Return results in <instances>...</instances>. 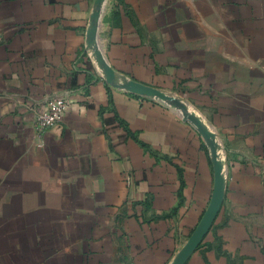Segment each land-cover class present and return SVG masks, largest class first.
I'll return each instance as SVG.
<instances>
[{
    "label": "crops",
    "instance_id": "1",
    "mask_svg": "<svg viewBox=\"0 0 264 264\" xmlns=\"http://www.w3.org/2000/svg\"><path fill=\"white\" fill-rule=\"evenodd\" d=\"M98 1L0 0V264H264V0Z\"/></svg>",
    "mask_w": 264,
    "mask_h": 264
},
{
    "label": "built area",
    "instance_id": "2",
    "mask_svg": "<svg viewBox=\"0 0 264 264\" xmlns=\"http://www.w3.org/2000/svg\"><path fill=\"white\" fill-rule=\"evenodd\" d=\"M66 107V101L61 97L48 100L46 109L38 114L35 121L38 132H44L57 125L61 121Z\"/></svg>",
    "mask_w": 264,
    "mask_h": 264
},
{
    "label": "water",
    "instance_id": "3",
    "mask_svg": "<svg viewBox=\"0 0 264 264\" xmlns=\"http://www.w3.org/2000/svg\"><path fill=\"white\" fill-rule=\"evenodd\" d=\"M101 2H102V0H99L97 5L100 6V5H101ZM131 88H132V90H133L134 92H136V93H140V94H144V95H147V96L157 95L156 92H153L152 90L147 89V88H144V87L137 86L136 84H131ZM217 161H218V160H217ZM215 164H216V168H217V170H218V171H221V169H222V164L220 163V161L215 162ZM222 174H223V173H222Z\"/></svg>",
    "mask_w": 264,
    "mask_h": 264
},
{
    "label": "bare ground",
    "instance_id": "4",
    "mask_svg": "<svg viewBox=\"0 0 264 264\" xmlns=\"http://www.w3.org/2000/svg\"><path fill=\"white\" fill-rule=\"evenodd\" d=\"M222 175V174H221ZM221 185H223V184H221Z\"/></svg>",
    "mask_w": 264,
    "mask_h": 264
}]
</instances>
